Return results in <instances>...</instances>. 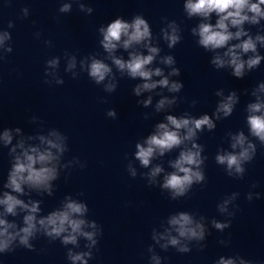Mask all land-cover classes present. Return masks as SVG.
<instances>
[{
	"label": "clouds",
	"instance_id": "obj_1",
	"mask_svg": "<svg viewBox=\"0 0 264 264\" xmlns=\"http://www.w3.org/2000/svg\"><path fill=\"white\" fill-rule=\"evenodd\" d=\"M73 4L78 5L80 12L88 15L93 12L91 7H86L80 0L61 3L58 12L65 14L72 12ZM21 11L26 18L29 9L24 7ZM183 11L189 19L201 18L198 26L191 29L192 35L198 37L199 46L212 52L226 48L222 54L217 52L211 60V64L217 69L229 66L233 70L232 75L243 78L246 70H252L260 64L262 57L257 54V44L264 46V35H256L253 38L243 26L245 23L257 25L264 19V0H255V2L254 0H184ZM213 14L217 17L214 24L210 22ZM163 20L167 21V18L165 17ZM7 26L8 28L15 27L12 21H9ZM98 32L102 37L99 44L106 56L97 58L99 54H94L84 57L79 61V68L81 72L87 73L88 78L95 85H103L104 92L111 94L117 89L118 82L113 69L121 76L126 75L130 79L142 81L133 88V94L137 97L157 88L167 89L170 93L181 91L183 84L169 79L170 76L180 75V70L173 67L176 63L173 56L167 55L160 58L161 64L171 68L167 75L161 67H151L161 49L158 46H153L150 24L142 15H135L130 22L123 18H116L106 27L101 26ZM160 33L161 38L170 49L182 40L180 26L175 20L168 21L167 27L161 28ZM41 35L40 32H37L36 39H40ZM243 37L247 38L242 39ZM11 39L12 36L8 31H0V48H4L5 42ZM231 41L239 42L230 44ZM44 44L48 47L53 46L51 40H45ZM118 49L127 52V59L116 55ZM141 49L145 50L147 54ZM12 50L11 46L5 48V51L9 53ZM249 52L253 55L246 60L243 59L242 56ZM64 55L66 57L64 71L72 73V78L77 79L78 74L74 71L77 68L76 55H69L66 50ZM4 59L3 56H0V61ZM106 61H110V63ZM59 65V56L45 61L44 75L51 77V80H44L45 84H51L53 81L57 85L64 83L57 73ZM154 77H159V79H153ZM257 92L264 93V83H260L258 89L252 92V95L256 97L255 102L246 106V125L249 135L264 146V99L257 95ZM216 94L223 95L222 92ZM98 100L102 103L106 102L103 97H98ZM238 101L239 97L235 91L224 97L213 113L215 119L230 117ZM176 102L177 97L175 96L172 98L163 96L156 103L155 111L161 112ZM137 103L146 108L152 104V96ZM106 115L115 119L117 113L115 109H110ZM144 118L147 119V116L145 115ZM215 128L214 120L206 114L199 118L192 117L187 113L179 117L167 115L165 122L156 124L152 134L148 135L143 142L135 144L134 159L139 161L143 168H149L152 165L149 172L142 174L146 176L148 185L153 186L159 183L161 189L167 190L170 194L171 200L188 196L194 185H204L206 183L204 166L207 156L202 155L204 146L197 143L198 134L205 129L212 132ZM14 131L17 135L21 133L20 128H16ZM228 135L232 151L217 152L215 163L226 166L227 176L235 175L243 178L246 172L245 163L253 161L256 156V145L242 130L228 133ZM32 140H38L39 143H28ZM67 140L68 137L65 134L52 130L47 135L21 137L13 145V130L5 129L0 134V142L3 146L11 145L8 153L11 157L10 168L6 183L3 184V188L7 190L0 193V253L13 252V245L17 241L20 246L32 250L34 246L30 241L35 239L38 234L47 237L51 242L59 240L64 246L78 247L79 239L83 238L88 241L85 247L89 251L74 252L72 249H68L67 259L71 261V264H88V258L92 256L91 249L98 243L96 239L98 229L95 221L85 219L89 212V207L85 202L65 197L61 207L41 216L40 201L29 199L28 202H25L21 198L29 195L31 191L53 195V181L59 178L61 169L69 167V164L61 163L62 156L68 151ZM175 149H179L178 156L168 161L172 171L165 173L162 164H152L153 160L164 157L165 154L171 153ZM128 171L132 177H136L137 170L131 164L128 165ZM161 173H164L162 183L157 180ZM255 186L253 184V187ZM26 189L29 191L26 192ZM80 194L83 195V193ZM236 195L237 193H233L231 197L217 205L218 210L221 213H226L227 205L235 199ZM256 196L259 198V193ZM247 199L252 200L251 193L248 194ZM21 216L22 226H19L16 220L8 219V217ZM203 220V216L196 219L193 214L187 211L177 212L167 218V226L161 225L163 231L153 230L151 238L165 251L171 246L176 248L179 253H188L191 249L184 241L199 242L206 238ZM230 224L231 221L220 223L212 220L213 227L220 231L230 227ZM148 252L152 253L150 257L152 264H161V258L154 253L152 247L148 248ZM237 259H239V264H254V262L243 258ZM237 259L222 256L216 264H237Z\"/></svg>",
	"mask_w": 264,
	"mask_h": 264
}]
</instances>
